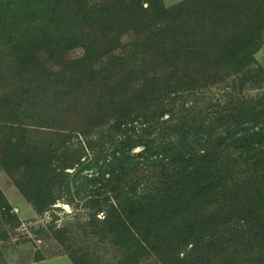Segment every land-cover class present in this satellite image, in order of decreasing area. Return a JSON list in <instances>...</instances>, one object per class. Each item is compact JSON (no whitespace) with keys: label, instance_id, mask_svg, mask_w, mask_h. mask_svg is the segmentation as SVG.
<instances>
[{"label":"trees","instance_id":"1","mask_svg":"<svg viewBox=\"0 0 264 264\" xmlns=\"http://www.w3.org/2000/svg\"><path fill=\"white\" fill-rule=\"evenodd\" d=\"M17 7L34 11L38 23L27 25L26 36L13 44L14 68L39 70L41 52L61 54L57 62L63 66L56 75L72 100L75 90L104 69L96 62L110 60L121 74L116 81L103 78L100 103L80 130L66 132L58 117L63 108L51 102L42 111L30 93L7 115L10 134L0 148V166L39 213L59 208L58 201L73 207L72 223L49 227L73 263L95 264V239L127 253L131 264L149 259L156 264H264V127L257 120L264 115V89L203 125L186 124L187 117L180 115L184 110L174 106L197 76L217 77L223 67L238 72L248 47L264 35V0H182L170 7L164 0L0 1V9ZM68 13L74 22L90 24L77 33L65 21ZM48 18L53 26L47 27ZM134 34V44L123 45L124 54L112 55L120 38ZM77 45L84 47L83 57L65 62L63 53ZM71 66L75 79L67 81L64 71ZM258 70L243 71L242 89L248 81L264 88V68ZM19 108L28 109L36 128L27 130L13 121ZM136 120L148 124L145 138L127 134L115 141ZM178 121L179 131L188 138L192 131L200 139L197 145L150 151L159 146V138L177 134ZM96 133L99 137L93 138ZM126 141L131 148L145 142L147 158L157 156L143 163L156 170V185L126 181L125 167H137V162L84 174L86 181L80 180L88 147L106 152L105 145ZM10 210L0 188V224L18 221ZM76 229L84 233L79 243Z\"/></svg>","mask_w":264,"mask_h":264},{"label":"rangeland","instance_id":"2","mask_svg":"<svg viewBox=\"0 0 264 264\" xmlns=\"http://www.w3.org/2000/svg\"><path fill=\"white\" fill-rule=\"evenodd\" d=\"M180 1L182 0H164V4L166 7H170ZM33 15L37 14L31 9H25L24 7H17L14 10L8 8L0 9L1 36L3 37L0 40V148L10 134V124L7 122V115L13 113L11 107L19 104V102L23 103L29 93L34 103H40L41 106L38 108L42 111L51 108L52 103H58L63 108V114H58V117L62 119V127L66 132L74 129L80 130L85 119L93 116L97 105L100 103L104 79L116 81L121 76L108 64L111 62L110 60H108V63L104 61L96 62V66L104 65V69L99 75L92 76L95 78V81L92 82L88 78L87 80L90 82L87 83V86L85 81L84 85L78 88L77 92L75 90L74 95L76 100H72L69 98L67 88L63 86L64 84L60 82L59 77L56 75L57 72H60V67L63 66V64L59 65L57 62L61 54L56 53L49 56L44 51L41 52L43 53V63L39 70L33 68H14L10 62L12 60L10 53H14L13 44L19 38L26 36L22 33L26 32L27 25L35 26L38 23L37 21H33L37 18V16ZM65 16L66 23L77 33L79 27L80 29H85L90 24L86 20L74 22L75 18L71 13ZM94 23L93 25L97 27L98 23ZM46 25L47 27L53 26L52 19L48 18ZM134 37L135 34L133 37L132 35H126L122 40L120 38V45L117 46L116 50L112 51V55L117 57L124 54L123 45L132 46L134 44ZM108 43L111 44V41H108ZM148 45L152 46V43L150 42ZM63 54L65 62L70 63L69 60L75 61L83 57L84 47L82 45L72 46L68 48L66 54L65 52ZM244 57L241 60L242 64L238 66V72H230L231 69L223 67L221 68L222 71L216 74L217 77L205 73L189 82L190 86L182 94L178 103L174 105L178 110H184V113L180 115L185 114L187 117L185 120L186 124L195 123L203 125L204 123H212L215 121V117L220 116L222 113L233 111L243 101H248L247 97L251 95L256 97V93L263 91L264 88H257L253 81H248L244 89L241 88L240 84L241 80L245 77L243 73L245 69H249L248 74H253L260 72L258 70L260 66L264 68V35L256 39L248 47ZM105 60L107 61V59ZM247 62L250 63L247 64ZM242 67L244 68L242 69ZM76 69L80 71V68L77 67ZM85 69L88 70L89 68L85 67ZM209 69L211 70V68ZM210 70L204 69V71ZM73 71V68L72 70L68 69V67L65 69L64 74L67 81L72 77L75 79ZM90 74L92 75V71ZM83 80L86 79L84 78ZM60 92H66L67 94L63 93L62 95ZM75 103H79L80 107L78 108L77 104L74 106ZM19 109L21 110H18L17 113L20 114L12 118L13 121H20L19 126H23L27 130H31L32 127L36 128L32 125L33 122L29 118L31 113L28 109L25 108L24 111H22V108ZM224 109L226 110L223 111ZM165 118H168V115H165ZM257 120L264 127V115H260ZM147 125L136 120L132 125L135 126L134 128H131V130L124 128L123 134L118 135L114 139L115 141H120L127 134L133 137L142 136L145 138V131H149ZM179 130L180 121L177 123V134L172 139L168 137L165 140H160L159 138V141H157V143L159 142V146L150 149V151L157 153L160 151L165 152L166 149L173 151L184 149L188 146L194 148L198 140L200 141L192 131L191 136L188 138L187 134ZM52 132L56 133V131ZM97 137H99V133L93 136V138ZM151 137H153V134ZM144 143L142 142V144L135 145L132 148L130 147L132 144L128 141L114 145H105L106 152L103 151L104 153L100 152L98 148L94 151L88 147L89 151L86 152V158L83 157L82 161V166L87 168V170L82 171L81 175L83 177L80 180L86 181V174L91 177L94 174L96 175V173L99 174L98 171L102 174L110 168L117 169L118 167H122L127 162H137L141 163L137 167L130 164L127 165L129 166L128 168L125 167L124 171L127 172L126 181L132 185L137 182L149 184L148 186L156 185L158 178L156 170L153 167H146L143 163L155 161L157 156H149L147 158L146 155L149 149ZM0 164H2L1 161ZM157 172L159 173L160 170ZM14 173H17V170ZM0 188L11 205L10 213L16 214L19 218L18 221H15V224H0V235H5L4 239L0 240V256L2 259L0 264H74L66 248L51 235L49 229L53 223L60 226L68 225L69 221L72 223V215L75 213L73 207L67 203L58 201L57 206H60L59 208L52 212L39 213L32 202L22 194L14 177L10 176L1 166ZM75 191L74 189L73 192ZM80 213L88 218V215L85 213ZM73 232H75L74 239L78 240L76 241L77 243L84 239L81 236L84 235L81 230L76 229ZM93 244L96 245L98 252V256L94 257L95 264H131V262H128L127 253L116 250L110 244H105L95 239L93 240ZM139 264H156V262L149 259L143 260Z\"/></svg>","mask_w":264,"mask_h":264}]
</instances>
